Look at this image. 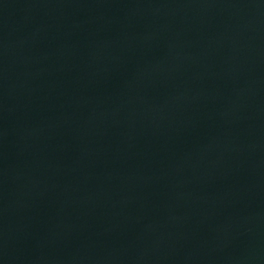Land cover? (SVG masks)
Here are the masks:
<instances>
[{
	"label": "water",
	"instance_id": "obj_1",
	"mask_svg": "<svg viewBox=\"0 0 264 264\" xmlns=\"http://www.w3.org/2000/svg\"><path fill=\"white\" fill-rule=\"evenodd\" d=\"M0 264H264V0H0Z\"/></svg>",
	"mask_w": 264,
	"mask_h": 264
}]
</instances>
